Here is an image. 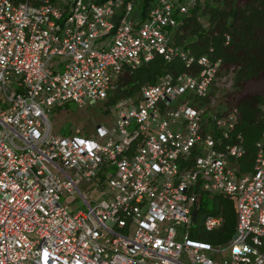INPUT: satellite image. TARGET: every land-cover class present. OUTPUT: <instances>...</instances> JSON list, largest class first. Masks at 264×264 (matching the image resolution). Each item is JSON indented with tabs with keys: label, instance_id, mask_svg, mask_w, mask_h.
<instances>
[{
	"label": "built area",
	"instance_id": "built-area-1",
	"mask_svg": "<svg viewBox=\"0 0 264 264\" xmlns=\"http://www.w3.org/2000/svg\"><path fill=\"white\" fill-rule=\"evenodd\" d=\"M196 4L158 0L141 20L133 0H0V264H264V103L240 172L236 70L174 43ZM156 56L182 67L116 101L95 139L53 133V109L109 100ZM220 196L237 224L213 246L196 223Z\"/></svg>",
	"mask_w": 264,
	"mask_h": 264
},
{
	"label": "trees",
	"instance_id": "trees-1",
	"mask_svg": "<svg viewBox=\"0 0 264 264\" xmlns=\"http://www.w3.org/2000/svg\"><path fill=\"white\" fill-rule=\"evenodd\" d=\"M13 1L15 4H20L25 0ZM133 1L134 15L141 20H144L150 10L158 5V0ZM208 1L204 2V7L201 8L202 0H197L196 6L190 10L189 15L182 18V27L188 29L189 32L185 34L187 38L184 40L179 32L176 33L174 43L183 45L195 55L212 54L214 58L220 59L226 68L237 66L235 82L237 92H239L240 84L264 73V50L255 47L256 43L264 46V0H253L242 9L237 6L238 0ZM200 10H202L203 18H206L208 22L206 29L198 21ZM170 70L171 63H167L161 56H156L141 68L117 80L115 90L107 105L113 106L116 101L124 98H137L143 86L155 83L157 77L167 74ZM125 76H128V79H125ZM253 101L256 106H253ZM253 101L251 104L249 102V104L238 105L240 118L237 131L243 136L247 153L239 163L240 172L253 168L256 142L263 131L259 107L264 103V97L260 95ZM211 206L213 209L209 210ZM211 211L222 218V226L214 233H207L200 224L197 226L195 239H200L213 246L224 245L233 236L237 224L234 199L220 196L209 204V201L204 198L198 218Z\"/></svg>",
	"mask_w": 264,
	"mask_h": 264
},
{
	"label": "rangeland",
	"instance_id": "rangeland-1",
	"mask_svg": "<svg viewBox=\"0 0 264 264\" xmlns=\"http://www.w3.org/2000/svg\"><path fill=\"white\" fill-rule=\"evenodd\" d=\"M252 1L253 0H238L237 6L239 9H242L243 7L249 5V3ZM204 2L207 3L209 1L202 0L201 8L204 7ZM203 17L202 10H200L198 21L200 25L206 29L208 27V22L206 18ZM178 32L181 34L184 40L187 38L185 34L187 35L189 30L181 26L176 33ZM255 47L264 50V46H261L259 43H256ZM233 67V69L238 71L237 66ZM125 79H128V76H125ZM260 95H264V73L258 74V76L251 79L250 81L240 84V91L235 94L234 102L237 106L245 103L249 104V102L251 104L254 98ZM107 103L108 100L82 109L73 103H68L63 107L53 109L49 113V119L51 121L53 133L66 136L71 130L79 129L84 137L95 139L94 134L98 126H111L115 120L114 108L113 106H108ZM254 105L256 106L253 101V106ZM82 208H84V206ZM211 208L212 207H210L209 210H211ZM203 217V214L199 216L196 226L202 224Z\"/></svg>",
	"mask_w": 264,
	"mask_h": 264
},
{
	"label": "crops",
	"instance_id": "crops-1",
	"mask_svg": "<svg viewBox=\"0 0 264 264\" xmlns=\"http://www.w3.org/2000/svg\"><path fill=\"white\" fill-rule=\"evenodd\" d=\"M181 67H182V64H181V62H178V61L173 62L171 64V69H180Z\"/></svg>",
	"mask_w": 264,
	"mask_h": 264
}]
</instances>
